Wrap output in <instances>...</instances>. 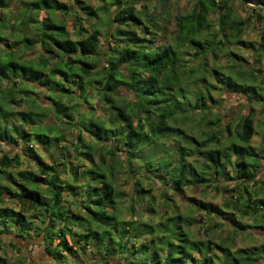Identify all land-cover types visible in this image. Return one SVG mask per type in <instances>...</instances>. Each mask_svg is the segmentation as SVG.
<instances>
[{
    "label": "trees",
    "instance_id": "16d2710c",
    "mask_svg": "<svg viewBox=\"0 0 264 264\" xmlns=\"http://www.w3.org/2000/svg\"><path fill=\"white\" fill-rule=\"evenodd\" d=\"M12 1L0 0V143L24 146L12 156L0 150V173L19 181L17 187L0 188V199L6 193L20 204L18 210L0 206V234L12 233L11 244L16 249L42 236L40 243L56 264H69L71 259L72 264H86L75 255L85 253L89 246L113 264L261 261L262 246L233 249L229 244L194 238L189 229L193 220L171 204L174 199L169 194L184 195L186 188L194 186L216 187L219 177L239 179L242 188L233 190L236 194L223 206L192 196L187 200L208 216L220 214L234 221L224 209H240L243 215H253L260 222L264 219V196H259L262 186L257 177L261 155L250 143L255 134L252 115L243 114L235 127L232 120L220 128H216L218 116L205 118L218 103L214 91L264 101V87L258 84L260 70L247 66L244 58L238 59L229 50L230 43H245L241 34L255 16H234L227 1L195 0L190 10L177 15L174 40L158 43L154 38L158 31L149 38L137 32V28L150 30L151 23H157L142 15L152 0H112L114 8L103 18L105 33L95 26L85 34L81 20L98 14L82 6L87 16L76 13L79 37L72 38L67 25L53 17L59 9L69 12L65 4L28 0L9 17L6 10L16 12L10 8ZM216 10L214 22L210 14ZM42 11L46 15L40 17ZM19 18L23 31L33 24L36 31L18 36ZM103 35L113 43L108 50ZM31 50L36 58L25 55ZM218 52H230L233 62L209 66L206 59L218 57ZM41 96L49 100L44 107L37 101ZM71 96L86 102L92 113L100 106L104 117H86L81 111L76 117V106L62 101ZM24 104L27 108H21ZM193 113L202 114L208 131L199 135L180 126L187 125ZM50 115L55 120L44 122ZM74 126L78 131L68 139L65 131ZM38 141L54 146L69 143L79 153L75 160L88 165L83 169L72 166L75 181L66 186L59 185L58 167L42 164L39 173L18 170L25 156L34 155L32 142ZM32 157L41 162L38 155ZM10 168L17 169L20 180ZM120 173L131 179L129 195L120 190ZM43 183L50 197L41 191ZM253 184L258 188L252 189ZM156 188L158 195L153 193ZM66 191L72 194L64 201ZM65 202L79 206L78 210ZM126 213L129 218L123 216ZM38 219L42 226L36 230L38 224L33 223Z\"/></svg>",
    "mask_w": 264,
    "mask_h": 264
},
{
    "label": "rangeland",
    "instance_id": "374dc122",
    "mask_svg": "<svg viewBox=\"0 0 264 264\" xmlns=\"http://www.w3.org/2000/svg\"><path fill=\"white\" fill-rule=\"evenodd\" d=\"M28 0H13L10 8H15L16 12L11 13V11H5L7 15L15 16L20 7L26 4ZM60 3L65 4L68 7L69 12H64L63 10H56L53 13L54 19L58 21H62L68 27L71 32L72 38H78L79 34L75 31V24H78V17H75L79 12L80 15L87 16L83 14L82 6H89L95 12H97L98 16L94 19H82L81 23L84 25L85 34L90 32L93 27H100L103 33L106 32L107 25L103 23V18L107 16L108 10H112L114 7L110 4L112 0H57ZM227 1L228 4L232 7L234 12V16L245 19L249 15L253 14L255 17L252 20L251 24L244 28L241 39L245 43H230L229 50L231 52L236 53L239 58H244V62L247 66L251 68H256L260 70L258 84L264 87V47H262V43L264 42V6L263 5H251L245 3L243 0H219V2ZM195 0H170L166 3L158 2V0H152L148 4V7L142 9L143 18L147 19L148 16L154 18L157 22L151 23L153 26H150V30H146L142 28L141 30L137 28V32H139L140 36H146L147 38L152 36V32L156 30L158 31V35H154L155 41L159 42H172L177 34V26H176V17L178 14L186 12L190 10L194 4ZM16 3V4H14ZM22 5V6H19ZM137 8L140 9V5H137ZM255 8V9H253ZM219 9V8H218ZM217 12L210 14L211 20L216 22ZM19 15V14H18ZM46 15L44 11L41 12L40 17ZM260 16V17H258ZM18 26L16 29L17 35L22 36L25 33L27 35H32L36 31V24L31 28L28 27L26 31H23L22 25L23 19L19 18L17 20ZM111 32H114L111 29ZM110 33V31H109ZM144 33V35H142ZM111 38V35L109 36ZM101 40L104 43V49L108 50L109 46L113 43L107 42L105 40V36H101ZM6 49V48H5ZM219 56L214 57L210 55L206 60L209 63V66H226L233 62L232 56L227 55L225 52H218ZM36 54V53H35ZM33 51H27L25 55L30 58H36ZM193 62L196 61L193 59ZM125 93V91H124ZM264 93V90H263ZM214 98L218 101L217 104L213 105L211 110L207 112L205 116L206 119H215L217 116L220 118L219 125L216 128L223 127L227 122L233 120V127L237 125V122L243 114L250 113L254 120L255 125V134L251 139V145L260 150L261 155V163L257 168V177L259 178L260 184L262 186L261 191L259 192V196H264V101L253 100L250 101L244 94L231 92V91H214ZM38 103L40 106L44 107L48 104V99L45 96L38 97ZM62 101L73 106H76L74 111L75 116H79L78 113L81 111L86 117H104V110H101L99 106L96 112H93L88 108V104L83 102L81 98L71 96V97H63ZM97 102V101H96ZM15 108H20L18 105H14ZM21 108H27L26 104ZM193 118L187 122V125L180 124L181 127L187 126L189 129H192L194 132L199 133L201 135L202 132L208 131V128L203 124L205 119L202 117L201 113H193ZM55 120L53 115L46 116L44 118V122L50 123ZM221 124V126H220ZM54 126V124H52ZM75 128V129H74ZM67 129L65 131L67 138L72 137L74 132L78 131L76 127ZM70 135V136H69ZM88 140L89 137L87 136ZM34 145V155H30L29 157L25 156L22 160L21 166L18 170H32L35 173H39L40 165L49 164L54 166L55 168L61 170L60 174V183L59 185L66 186L68 182L74 183V174L72 171V166L79 165L81 169L85 168L88 163L86 161L75 160V156L78 152L73 150V147L66 142H60L57 146H54L53 143H42V142H32ZM168 145L170 144L167 143ZM23 144L19 146H10L4 142L0 143V150L3 152H8L10 155H14L17 152L22 150ZM32 154V153H31ZM70 154V155H69ZM79 154V153H78ZM1 155V152H0ZM38 155L41 158V162L34 159L32 156ZM79 158V157H78ZM60 160H63L62 163ZM75 161L77 163H75ZM63 162H66V166ZM13 172L15 178H18L17 169L10 168ZM6 173H0V188H3L4 185L17 187V182L12 178H8ZM120 178L117 180L119 182L120 190H124L128 195L133 192L131 179L125 175V173H120ZM17 180H20L19 178ZM128 180V181H127ZM67 182V183H66ZM216 187L209 186H194L193 188H186L184 195H175L172 191H169L170 197L174 200L171 201V204H177L179 210L183 215L186 216L189 220H193V225L189 227L191 234L194 238L199 240H204L205 243L208 240H213L218 243L229 244L233 249L236 248H250L254 246L264 247V219L260 222L257 218H254L253 215H243L240 209L230 210L224 209V214H228L227 216L234 219V221H229L227 219H223L220 214H212L211 216L204 215L203 212H200L193 206L187 198L192 196L198 200L203 199L205 201H211L214 204H218L219 206H223V203L231 198L232 195L236 194L238 187L242 188L241 182L239 179L229 178V177H219V179L215 180ZM158 188L161 189L160 183L157 184ZM41 191L46 194V197L51 196V191L48 189L47 185L43 183L41 186ZM158 188L153 190V193H159ZM258 188V185L253 184L252 189ZM6 191V190H4ZM238 191V189H237ZM72 193H64L63 200H70ZM127 201L129 200V196H125ZM160 203V202H159ZM65 204H70L65 202ZM20 204L15 201L12 197L7 195L6 193L3 195V199H0V206H7L19 209ZM124 203L120 204V209H123ZM70 206L75 210H78L79 206L71 203ZM173 208H170L169 211H172ZM125 210V209H124ZM124 217L129 218V215L123 214ZM225 216V215H224ZM36 222V223H35ZM34 226L38 224V227L42 226L41 221H35ZM217 222V225H212ZM220 223V224H219ZM258 225V227H256ZM255 226V227H253ZM212 227V228H211ZM34 234V233H33ZM13 234L6 232L0 234V264H56L51 255L48 253L47 249L40 242L42 241V236H35L32 244L26 243V248L16 249L12 244ZM20 242V241H18ZM94 249L92 246H89L85 253L75 255V259L77 261L81 260L85 261L86 264H113V262H108L103 259V255H97L93 253ZM73 263V259L69 261V264ZM257 264H264V258L261 261L257 262Z\"/></svg>",
    "mask_w": 264,
    "mask_h": 264
},
{
    "label": "water",
    "instance_id": "95a60500",
    "mask_svg": "<svg viewBox=\"0 0 264 264\" xmlns=\"http://www.w3.org/2000/svg\"><path fill=\"white\" fill-rule=\"evenodd\" d=\"M245 3L247 4H251V5H263L264 6V3L261 2V0H243Z\"/></svg>",
    "mask_w": 264,
    "mask_h": 264
}]
</instances>
